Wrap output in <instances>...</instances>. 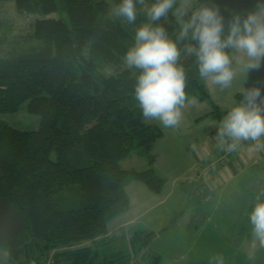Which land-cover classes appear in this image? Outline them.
I'll return each mask as SVG.
<instances>
[{
	"label": "trees",
	"instance_id": "16d2710c",
	"mask_svg": "<svg viewBox=\"0 0 264 264\" xmlns=\"http://www.w3.org/2000/svg\"><path fill=\"white\" fill-rule=\"evenodd\" d=\"M10 1L18 13L44 17L0 55V113L26 101L28 112L39 116L35 130L0 119V250L12 264H157L154 231L141 223L108 231L109 221L129 208L127 183L160 193L165 182L153 153L163 130L143 116L135 96L140 70L124 59L147 22L143 5L130 24L112 15L120 0ZM215 2L227 22L233 10L255 0ZM54 12L57 17L48 16ZM158 23L175 38L174 16ZM182 64L186 101L208 100L194 58L182 57ZM106 65L113 73L99 71ZM241 99L236 93V104ZM228 111L214 106L206 115L220 126ZM131 152L147 168L123 169L120 161ZM262 194H250L251 209Z\"/></svg>",
	"mask_w": 264,
	"mask_h": 264
},
{
	"label": "rangeland",
	"instance_id": "374dc122",
	"mask_svg": "<svg viewBox=\"0 0 264 264\" xmlns=\"http://www.w3.org/2000/svg\"><path fill=\"white\" fill-rule=\"evenodd\" d=\"M48 16L57 17L58 13L54 12ZM41 17L44 16L38 13H18L12 1H3L0 10V55L13 44H18L17 39L31 34L35 20ZM99 71L110 74L113 73V68L106 65ZM202 80L209 99L185 101L181 109L182 119L177 126L164 127L158 120L148 119L158 124L163 130V136L165 135L163 144L166 150L160 149L156 166L165 180L164 194L173 186L185 187L186 193L178 194V191L174 190L166 197V203L160 206L163 212L161 209L158 212L161 216L159 225L165 226L167 230L165 229L164 234H158L150 247L160 256L157 264H217L213 259L217 254L223 256V264H264V248L259 246L258 241H254L248 219L253 202L250 200V194L254 196L264 191V154L259 152L256 142L240 141L238 144L241 146L232 149L230 159L236 169L235 176L232 175V168L223 163L225 166L216 165L222 167L225 172L214 173L213 180L207 184L201 179L197 183L192 181L197 173L199 177L202 176V170L205 168L203 165L208 159L207 152L212 153L216 148L222 147L217 134L219 122L206 114L213 111L214 106L220 111L231 110L236 105V93L264 83V70L241 72L232 85L223 90L218 85ZM0 119L20 130H35L39 124V116L28 112L26 101L15 112L0 113ZM228 141V144L232 143L226 140L225 146ZM244 149H247L249 154L243 155L241 152ZM226 150L231 151L228 148ZM120 166L123 169H142L147 168V162L143 157L131 152L120 161ZM187 179L189 183H185ZM191 181L194 184H190ZM177 201H181L184 206L180 208V213L175 208ZM139 208L140 206L136 205L135 212L139 211ZM147 216L143 214V217ZM187 220H192V232L185 233L176 229L175 224ZM114 222L116 221H112L108 226L111 228ZM0 264H12L2 250Z\"/></svg>",
	"mask_w": 264,
	"mask_h": 264
},
{
	"label": "clouds",
	"instance_id": "9594fccd",
	"mask_svg": "<svg viewBox=\"0 0 264 264\" xmlns=\"http://www.w3.org/2000/svg\"><path fill=\"white\" fill-rule=\"evenodd\" d=\"M137 4L143 5L147 22L135 32V43L125 55L128 68L140 70L135 96L146 119L175 127L182 119L187 98L184 59L194 58L199 76L221 90L232 85L241 72L264 70V0L251 8L233 10L225 17L215 0H120L112 15L135 23ZM171 14L178 22L175 38L158 23ZM242 99L220 122L221 146L235 149L251 140L264 148V83L242 89ZM264 195V194H262ZM254 241L264 248V200L257 197L248 216ZM213 259L223 264L217 254Z\"/></svg>",
	"mask_w": 264,
	"mask_h": 264
},
{
	"label": "crops",
	"instance_id": "0c3cea01",
	"mask_svg": "<svg viewBox=\"0 0 264 264\" xmlns=\"http://www.w3.org/2000/svg\"><path fill=\"white\" fill-rule=\"evenodd\" d=\"M153 123V122H152ZM156 124V123H155ZM158 125V124H157ZM165 136V135H164ZM164 136H162L160 139H158L154 146H153V153L155 154V162H154V168L156 170H158L157 166V159L159 154L160 149L165 151L166 150V146L165 144H163V140H164ZM230 143L229 141L226 143L228 144ZM237 146H241V144H238ZM227 149V147H218L216 148L215 152L213 151L212 153L209 151L207 152L208 154V159L207 161L204 163L203 166H207L209 165L212 161H214L219 153L224 150ZM159 149V150H158ZM243 155H247L249 154L247 149H244L241 152ZM231 154H232V149L230 151V156L228 158V160L225 162V165H229V167H231L232 172H233V176H235L236 173V169L232 166V162H231ZM219 165V164H218ZM216 165V167L211 168V170L209 171L208 174H205L201 177H199V173H197L194 177H193V182H198L200 179L204 182H209L213 180V174L216 172H225V170L220 167L223 164H220V166ZM223 165V166H225ZM218 166V167H217ZM145 167H143L142 169H144ZM195 168H193L192 170L194 171ZM140 170V169H138ZM160 173V171H159ZM189 179H187V181L185 180V183H189L188 182ZM183 181V180H181ZM192 181L190 182V184L192 183ZM184 182V181H183ZM194 184V183H192ZM197 189V188H196ZM177 190L178 194H183L185 195V187L183 188H178L176 186H173V188L169 191H167L164 194V190L162 188L160 193H153L151 191H149L145 185H143L140 182H136V181H131L129 183H127V185L125 186V191L128 195L129 198V208L126 212L114 217L112 220L109 221V223H111L112 221H116L114 222L115 224H112V227L110 228L108 226V231L110 234H116L119 231H128L134 224L136 223H141L142 225H144V227L150 231H154L156 233V236L158 234H164L165 233V229L167 230V228L164 226H160L159 223L161 222V216L158 212L159 209H161L160 211L163 212V209L160 208V206H162L164 203H166V197L169 195L170 192ZM199 194V191H197L196 195ZM181 201H177L175 204V208H177V212L180 213L181 209L184 206L181 204ZM187 203V202H186ZM136 205H139V211L135 212L136 209ZM182 205V206H181ZM186 206V205H185ZM189 206H187L186 209H188ZM157 209V210H156ZM157 212V213H156ZM143 214L148 215L147 217H143ZM174 220V219H173ZM191 222L192 220H187V222H182L181 224H175V226H177V230H182L185 231V233L192 232L191 230ZM108 223V225H109ZM171 223V222H169ZM155 236V237H156ZM155 239V238H154ZM153 239V240H154ZM153 242V241H152ZM151 242V243H152ZM151 245V244H150ZM152 249V248H151ZM153 251H155L154 249H152ZM156 252V251H155ZM157 253V252H156Z\"/></svg>",
	"mask_w": 264,
	"mask_h": 264
},
{
	"label": "built area",
	"instance_id": "2783aa9c",
	"mask_svg": "<svg viewBox=\"0 0 264 264\" xmlns=\"http://www.w3.org/2000/svg\"><path fill=\"white\" fill-rule=\"evenodd\" d=\"M262 141H264V138H262ZM259 149V152L264 154V148H258ZM229 150L227 151L226 149L225 150H222V152L220 153V155L214 160L212 161L209 165H207L204 170H202V174L205 175V174H208L209 171L211 170V168L215 167L216 164H223L225 163L228 158H229ZM31 264H36L35 262H32Z\"/></svg>",
	"mask_w": 264,
	"mask_h": 264
}]
</instances>
